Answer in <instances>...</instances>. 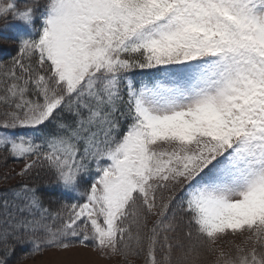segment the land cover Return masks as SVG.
I'll return each instance as SVG.
<instances>
[{"label": "snow or ice", "instance_id": "6c2138e0", "mask_svg": "<svg viewBox=\"0 0 264 264\" xmlns=\"http://www.w3.org/2000/svg\"><path fill=\"white\" fill-rule=\"evenodd\" d=\"M0 169V264H264V0H0Z\"/></svg>", "mask_w": 264, "mask_h": 264}, {"label": "rangeland", "instance_id": "374dc122", "mask_svg": "<svg viewBox=\"0 0 264 264\" xmlns=\"http://www.w3.org/2000/svg\"><path fill=\"white\" fill-rule=\"evenodd\" d=\"M23 264H117L92 247H73L67 250L50 249Z\"/></svg>", "mask_w": 264, "mask_h": 264}, {"label": "trees", "instance_id": "16d2710c", "mask_svg": "<svg viewBox=\"0 0 264 264\" xmlns=\"http://www.w3.org/2000/svg\"><path fill=\"white\" fill-rule=\"evenodd\" d=\"M11 164H12V162L9 161V165H11ZM0 170H2V169H0ZM49 250H50V249H49ZM46 251H47V250H46ZM38 255H39V254H37L36 256H38ZM36 256H35V257H36ZM35 257H34V258H35ZM31 259H32V258H31ZM27 260H30V259H26L25 261H27ZM25 261H23V262H25Z\"/></svg>", "mask_w": 264, "mask_h": 264}]
</instances>
